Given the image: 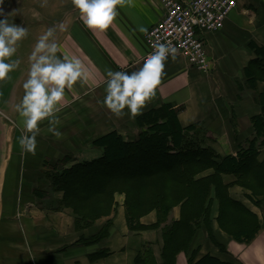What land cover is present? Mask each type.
Returning a JSON list of instances; mask_svg holds the SVG:
<instances>
[{
  "label": "crops",
  "instance_id": "obj_1",
  "mask_svg": "<svg viewBox=\"0 0 264 264\" xmlns=\"http://www.w3.org/2000/svg\"><path fill=\"white\" fill-rule=\"evenodd\" d=\"M192 1V0H184ZM118 15L105 31L87 28L79 9L72 0H3L0 20L7 19L27 29V36L16 45V53L7 62L19 61V66L0 80V104L11 114L16 133L12 138L11 157L2 167L0 180V264H136L143 245L151 244L156 264H162L164 248L161 230L132 231L125 215V197L116 196V212L92 227L78 232L76 218L69 209L54 211L52 205L63 198L62 193L41 196L40 189L51 193L44 167L46 161L58 163L72 157L67 167L92 162L103 157L94 142L117 132L125 140H135L142 132L135 119L153 109L172 104L179 111L183 128L199 124L207 132L206 145L221 158L238 156L250 147L254 139L253 118L261 113L259 97L264 83L256 90L246 89L247 69L258 59L255 47L264 46V0H239L224 30L205 38L212 69L202 73L192 68L183 57L168 59L157 86L156 95L132 117L125 109L117 116L104 103L107 73L138 71L148 52L146 32L164 17L162 0H124L117 6ZM49 29L63 59L79 60L84 78L71 89H65L58 123L51 125L59 136L49 131L46 119L39 124L35 154L26 153L20 145L15 175L9 176L14 162L17 139L30 136L17 111L25 94L24 83L29 78L30 56L39 38ZM239 81L245 90L236 87ZM17 132L19 137L17 138ZM14 150V151H13ZM264 161V149L260 153ZM211 172L203 176L210 175ZM230 186L231 197L246 206L261 226L260 233L249 245L231 240L219 229L217 208L212 218L214 236L226 245V252L210 239L206 226L198 232L188 252L180 253L176 264H198L205 257L225 263L264 264V197L238 186L233 175L223 177ZM48 183V184H46ZM180 208H175L170 221H179ZM113 221L109 237L100 244L80 245L82 237L96 235L108 220ZM157 222L156 213L142 219L145 226ZM98 251L110 253L100 260L91 256ZM194 260L191 258L196 254Z\"/></svg>",
  "mask_w": 264,
  "mask_h": 264
},
{
  "label": "trees",
  "instance_id": "obj_2",
  "mask_svg": "<svg viewBox=\"0 0 264 264\" xmlns=\"http://www.w3.org/2000/svg\"><path fill=\"white\" fill-rule=\"evenodd\" d=\"M258 59L247 69L246 89L256 90L264 83V46L254 48ZM240 92L245 87L236 81ZM261 113L253 118L254 139L250 147L237 157L221 158L206 145L207 132L199 124L183 128L179 109L172 104L150 110L135 119L142 130L135 140H125L112 132L94 142L103 157L92 162L77 163L66 156L53 166L50 188L62 193L63 198L52 207L54 211L73 212L76 230L84 231L103 218L116 212V196L125 197V215L132 231L161 230L164 240L162 264H176L180 253L188 252L202 227L210 232V239L221 251L226 245L214 236L212 218L217 208L219 229L233 241L251 244L260 233L258 218L230 195V186L223 177L233 175L235 184L250 191L254 197H264V161L259 157L264 149V91L260 94ZM46 161L44 167L50 165ZM211 172L208 176H203ZM36 194L50 196L36 190ZM175 208H180L179 221H170ZM156 213L157 222L150 226L142 219ZM113 221L108 220L93 237H82L78 244L95 245L109 237ZM197 255L198 251H195ZM110 255L98 251L91 256L100 260ZM136 264H156L153 247L145 244L140 249ZM198 264L225 263L205 257Z\"/></svg>",
  "mask_w": 264,
  "mask_h": 264
},
{
  "label": "clouds",
  "instance_id": "obj_3",
  "mask_svg": "<svg viewBox=\"0 0 264 264\" xmlns=\"http://www.w3.org/2000/svg\"><path fill=\"white\" fill-rule=\"evenodd\" d=\"M3 0H0L2 3ZM124 0H72L79 9L84 25L92 30L105 31L118 15L117 6ZM2 15V13H0ZM27 29L0 20V80L19 66V61L7 62L17 51L16 45L27 36ZM53 30L49 29L42 35L30 56L31 68L29 78L24 83L25 94L17 111L23 118L25 129L32 133L21 136L19 144L26 153L35 154L37 147L36 135L41 121L48 120L49 131L59 136L51 125L58 123L55 114L65 98V89H71L78 80L84 78L79 60L61 59L55 42H49ZM176 49L169 44L161 43L144 61L143 66L131 73L109 70L106 82L104 103L117 116L128 110L135 117L156 95L164 73L165 63L171 57L175 59Z\"/></svg>",
  "mask_w": 264,
  "mask_h": 264
},
{
  "label": "built area",
  "instance_id": "obj_4",
  "mask_svg": "<svg viewBox=\"0 0 264 264\" xmlns=\"http://www.w3.org/2000/svg\"><path fill=\"white\" fill-rule=\"evenodd\" d=\"M238 1L162 0L164 17L145 34L148 52L143 63L157 45L165 43L176 49L175 57H183L192 68L209 73L212 64L205 38L224 30Z\"/></svg>",
  "mask_w": 264,
  "mask_h": 264
},
{
  "label": "rangeland",
  "instance_id": "obj_5",
  "mask_svg": "<svg viewBox=\"0 0 264 264\" xmlns=\"http://www.w3.org/2000/svg\"><path fill=\"white\" fill-rule=\"evenodd\" d=\"M209 59H210V56H209ZM211 61V59H210ZM3 124L6 125V133H7V136H6V154H5V159H6V165L9 163V160H10V157H11V154H12V151H11V146H12V138H13V135L16 133L15 129H14V124L12 123V120H11V114L10 112H8L7 114L5 112H3ZM19 132H17V138L19 137ZM15 154H14V162H12L10 164V171H9V176H14L15 175V169H16V161L20 158V156H18L19 152H20V144H19V138L17 139V146H16V149H15ZM14 151V150H13ZM13 155V154H12ZM50 165L47 167V174L49 175L52 171H53V166H55V162H50L49 163ZM48 181L50 182L48 176H46ZM48 184V183H46ZM47 188L51 193L50 194H53V191H51V188L50 187H45ZM51 207H54V206H51Z\"/></svg>",
  "mask_w": 264,
  "mask_h": 264
},
{
  "label": "water",
  "instance_id": "obj_6",
  "mask_svg": "<svg viewBox=\"0 0 264 264\" xmlns=\"http://www.w3.org/2000/svg\"><path fill=\"white\" fill-rule=\"evenodd\" d=\"M3 104H0V180L2 177V167L5 161L7 136L6 125L3 124V112H5L6 114L9 112V110L5 109V106Z\"/></svg>",
  "mask_w": 264,
  "mask_h": 264
}]
</instances>
